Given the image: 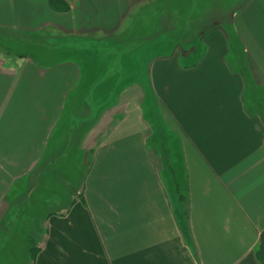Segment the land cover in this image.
<instances>
[{
    "label": "crops",
    "instance_id": "1",
    "mask_svg": "<svg viewBox=\"0 0 264 264\" xmlns=\"http://www.w3.org/2000/svg\"><path fill=\"white\" fill-rule=\"evenodd\" d=\"M150 3L0 0V39L41 36L31 55L0 42V254L12 223L33 253L16 264H264V0L168 54L135 51L115 118L98 96L88 118L77 101L104 90L67 55L87 60V42ZM72 157L84 159L74 183L60 170Z\"/></svg>",
    "mask_w": 264,
    "mask_h": 264
},
{
    "label": "rangeland",
    "instance_id": "2",
    "mask_svg": "<svg viewBox=\"0 0 264 264\" xmlns=\"http://www.w3.org/2000/svg\"><path fill=\"white\" fill-rule=\"evenodd\" d=\"M246 0H152V3L148 4L140 12L135 13L129 17L127 25L130 28L125 29L124 32L119 33L111 40L100 41L94 39L87 42V49L89 55L87 60L85 51H73L68 54L67 57L76 62L80 66H84L88 72V90L92 85L102 87L104 92L97 94L90 92L88 94L81 93L77 99L82 101L84 108H88L89 116L95 113L94 107L97 96L99 97V113L104 118H115L117 111L109 110L117 101L118 91L127 85L133 78L130 59L132 55L136 56L142 53L146 48V54H150L152 57L162 54H168L171 46L179 45L181 39L184 42H193L200 33L205 32L213 22L227 23L230 15L234 16L239 9L244 6ZM41 36L32 38L24 36L22 38L15 37L16 40H21L23 43L16 42L15 39L6 37L0 39L2 44H5V49L9 54H24L31 55V46L28 45L31 41L40 40ZM43 38V37H42ZM18 40V41H19ZM27 41V42H26ZM146 44V46H145ZM150 44V48L148 45ZM36 49V48H34ZM140 49L142 51L140 52ZM33 50V49H32ZM135 51L140 53H135ZM99 58H96L98 57ZM41 57V56H40ZM57 56H53L51 60H56ZM83 57V58H81ZM129 57V58H128ZM103 60L101 62H98ZM91 61V62H90ZM97 94V95H96ZM93 108V110H92ZM94 111V112H93ZM79 111L76 112V114ZM85 114V113H84ZM84 126H72V131L76 132L74 136L78 139L80 133L78 131L83 130ZM90 128V126H89ZM84 159L79 157H72L67 159L66 165L61 166L60 170L64 175H70L72 182L74 183L79 175H75L74 172L78 170L80 163ZM65 166V167H64ZM60 170L57 172L61 173ZM53 174H49L44 178L45 183L49 182L51 185L50 192L56 188L53 183ZM179 178V177H178ZM180 183V179H178ZM42 191V190H41ZM39 192V196L36 201L41 203L46 201L47 192ZM182 197L183 190L180 187L178 190ZM58 193L67 192V190H57ZM68 196V194H66ZM66 200V199H65ZM37 202V203H38ZM17 207H14V210ZM29 208V211L35 210V206L24 205L23 210ZM27 217L24 216L23 219ZM8 222V221H6ZM5 222V223H6ZM9 224V223H6ZM15 223L10 225V230L13 232L16 230L12 227ZM41 224L26 222V220L20 222L19 230H27L29 232L40 231ZM9 230V231H10ZM10 231V232H11ZM7 238L6 251L0 254V264H16L24 259L32 257L33 253L28 256L25 252L28 249V241L30 238H21L20 233L18 237L14 234ZM24 251V252H23Z\"/></svg>",
    "mask_w": 264,
    "mask_h": 264
},
{
    "label": "trees",
    "instance_id": "3",
    "mask_svg": "<svg viewBox=\"0 0 264 264\" xmlns=\"http://www.w3.org/2000/svg\"><path fill=\"white\" fill-rule=\"evenodd\" d=\"M257 258L260 261L264 259V234L261 236V243L257 251Z\"/></svg>",
    "mask_w": 264,
    "mask_h": 264
}]
</instances>
